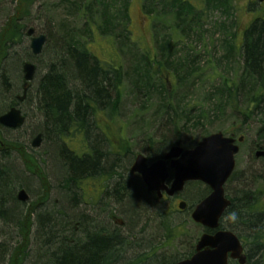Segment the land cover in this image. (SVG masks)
Wrapping results in <instances>:
<instances>
[{"label":"trees","instance_id":"obj_1","mask_svg":"<svg viewBox=\"0 0 264 264\" xmlns=\"http://www.w3.org/2000/svg\"><path fill=\"white\" fill-rule=\"evenodd\" d=\"M30 2L32 0H17L14 13L7 18L0 29V104L2 105L3 92L11 86L9 74L19 78L22 71L18 55L6 59L4 66L2 60L6 58L7 50L13 45H18L25 35L24 19L27 10L33 4ZM65 2L60 5L66 13L84 19V25L89 28V39L81 41L75 33L68 32V27L61 21L58 26L62 29L61 37L65 45H60V51L57 49L56 54L54 53L55 57L46 64V73L38 81V104L44 117L43 126L46 127L38 133L41 134L42 141L49 134L54 145H57L54 154L60 165L59 186L62 203L53 205L54 210L42 209L38 214L36 240L39 239V242L36 241L37 249L27 264H170L171 261H166L161 256L148 257L150 255L148 252L154 248H139L141 243L149 245L153 242L152 232L147 236L146 231L139 232L137 228L142 216L143 220H148L145 214L141 215V212L145 213L142 211L143 207L137 210L136 203L137 196L147 198L143 194V183L123 169L126 161L122 159L127 160L128 157L113 155L103 148L102 136L95 133L94 126H98L97 117L101 114L99 113L101 110L110 116L117 114L116 105L121 96L120 86L126 72L123 71V63L118 55L120 49L115 38L128 45L130 49L128 55L132 49H135L138 52L135 55L140 58L138 62L133 54L134 58L128 57V61H131L133 66L130 76L131 90L136 94L142 91L146 93L153 89L154 81L158 80L163 88L161 96L166 93L168 97L160 98L155 109V119L180 131L182 126H186L192 120H198V113H201L202 109L197 110L195 105H181L182 102L172 94L169 95L168 89L183 85L185 81L191 82L189 78H196L199 75L201 68L198 65L202 54L200 50L196 53L197 51L190 44L193 38H198L200 41L205 36L202 27L203 21L208 19L207 14L215 10L226 17L235 14L233 0H142L143 9L151 19L152 55L143 51L142 46H139L132 37L130 0H65ZM261 15L262 17H255L243 32V42L239 47L243 59L242 71L238 76L222 78L216 89L219 103L213 105V111L219 112L220 107L226 108L230 115L241 123H246L253 116L263 113L261 109L264 107L262 105L264 104V14ZM213 23H217V20ZM235 26L237 27V23ZM117 28L119 32H116ZM93 30L94 34L100 35L104 40L112 38L113 50L116 45L115 49L118 53L114 50L115 58L107 63L101 61L88 47L93 40ZM163 30L168 32L161 33ZM184 42L187 43L186 47L182 46ZM179 47L184 54H181ZM233 49L234 44L227 43L229 54ZM27 53L29 52L25 50L26 55ZM170 74L176 83L170 82ZM110 93L113 99L110 98ZM206 100L209 102V97ZM17 103V100H10L2 106L0 113ZM206 116V112L203 111L202 119ZM260 123L258 137L264 147V119ZM246 131L241 126L230 133L237 135ZM74 135H84V149L72 151L63 141L64 137L73 138ZM162 141L164 143L166 139ZM196 143L198 140L189 146H194ZM175 144H180V141L176 140ZM126 146L125 141L123 149ZM11 150L17 151L22 160L29 162L31 155L25 152L22 145L4 142L0 134L1 158L5 159ZM158 152L159 150L155 148L150 153ZM120 164L123 166L122 171ZM33 166L36 174L40 175V166L36 163H33ZM26 167L31 169L28 164ZM9 170L8 166L0 163V225L1 221L7 224L11 219L16 220L20 239L11 247L5 242H0V264H23L28 252L33 224L30 215L34 212L36 204L30 203L18 216L20 213L18 205L21 201L12 194L13 184H16L14 182L16 174L11 179L8 176ZM100 171H105L106 173L103 174L109 179L105 193L115 191L114 194L117 193L115 201L131 210L127 217V226L121 227L110 222L106 216L107 209L103 213L86 216V220L76 222L77 207L69 208L64 204L78 202L79 186L85 187L84 181L98 179L100 174L96 173ZM233 177L234 173L229 182ZM46 191L44 197L48 195ZM208 193L209 189L206 186L200 192L199 198L202 199ZM230 199L231 203L226 212L237 211L238 219L234 223L230 221L229 223L246 234L244 245L249 247L246 264H264L263 215L250 213L249 206L253 200L249 201L244 191ZM256 204L257 202L254 205ZM221 223L233 231L234 228L224 222V219ZM175 230L170 227L167 232L169 234L165 237L174 239L177 228ZM202 231L208 230L202 229ZM140 234L142 235L139 236ZM253 256L257 258L253 260ZM229 264L239 263L230 261Z\"/></svg>","mask_w":264,"mask_h":264},{"label":"rangeland","instance_id":"obj_2","mask_svg":"<svg viewBox=\"0 0 264 264\" xmlns=\"http://www.w3.org/2000/svg\"><path fill=\"white\" fill-rule=\"evenodd\" d=\"M69 2L67 1V3ZM130 2L129 16L132 37L138 42L139 46H142L143 51L152 55L153 37L151 32V19L143 9L142 0H130ZM30 3L33 4L25 15L24 20L26 27L23 32L25 34L26 28L32 27L35 29L36 34H44L46 36V42L42 51L34 56L29 49L30 37L25 34L18 45H13L7 50L6 58L2 60L3 66L6 64V59L10 58V56L18 55V57H20L21 66L25 61H29L34 64L37 69L26 89L23 87L22 71L20 72L19 78H14L15 76L13 74H9L11 86L3 92V102L6 104L10 102V100H17L21 111L25 115V123L16 129L0 126V134L4 142L20 144L23 146L24 150H26L25 152L31 155L28 163L22 160L17 151H9L10 154L5 159L0 156V161L10 168L8 176L13 179L12 176L16 174L14 178L16 184H13L14 193L12 192V194L17 195V190L20 187L29 195L28 202H21L18 205L20 209L18 216L27 209L30 203L33 202L36 204L35 206L33 204L34 212H31L30 215L33 224L31 226L30 244L23 264H27L28 260L32 259L37 249L36 236L38 231V214L42 212V209L47 211L54 210L55 208L53 205L55 206L58 202L62 203L59 186L61 182L59 173L60 165L54 154L57 145H54L51 136L48 134L47 137L43 139L40 147L31 146L35 134L46 128L43 126L44 117L42 112H40L38 104V81L47 71L46 64L52 61L58 51L57 49L60 51V45L64 42L61 37V35H63L62 29L58 26L61 21L68 27V32L72 31V33H75L77 38L81 41L83 40L84 42L89 39V28L87 25H84V19L82 17H73L63 10L60 4L66 3L65 0H32ZM233 4L235 7V14L231 17H226L217 10L207 14L208 19L203 21L202 27L205 36L202 37L200 41L198 38H193L192 44H190V46L194 47V50L197 51L196 53L200 50L202 54L198 65L201 68L199 75L196 78H189L190 81H194L195 84L185 81L183 85H176L174 89H168L169 95L172 94L174 98L182 102L181 105H195L197 110L202 109V112L205 111L207 114L206 118L202 119V112L198 113V120H192L186 124V126H182L181 131L176 128H171L164 122L163 124L154 117L159 100L168 98L166 93L161 96L163 94V88L159 85L158 80L154 81L155 85H152L154 86L153 89L146 93L142 91L136 94L131 90L130 76L132 75L131 71L133 66L131 65V61H128V57L134 58L135 56L138 62H140V58L138 59L135 55L138 53L135 49H132L131 53L128 55V50H130L128 45L124 41V43H121V40L115 38L120 53L115 49L116 45H114V50L120 55L121 62L123 63V71L124 73L126 72V74L123 75V81L120 86L121 96L116 105L117 114L110 116L108 113L105 114V111L101 110V112H99L101 114L97 117L99 121L97 123L98 126H94V131L102 136L104 149L113 155L128 157V162L126 158L122 159V161H126L123 169L127 170L126 173L130 176H136L140 179L137 174L129 172V168L137 154L148 155L150 156L149 158H155L153 155L159 156L160 153L165 152L166 149L171 146L170 144H175L176 140L180 141L181 145H178L182 146L185 150L191 148L192 146L189 145L194 141H199V139L210 133L220 131L227 135V133H233V131L242 126L243 129L247 131L246 133H240L245 135V137L239 144V152L235 155L234 177L232 181L229 182L228 180L226 183L225 193L229 197H237L241 191H244L247 193L248 199L252 197L261 199L264 195V176L262 178L257 176V179L253 180L254 174H260L261 171L258 165L251 159V157L253 158V154L250 151L253 142L259 140L258 133L261 126L260 122L264 119V107L261 109L263 113L253 116L246 123H241L240 120L234 119L226 108L220 107L221 110L219 112L213 111V105L219 103V94L216 89L222 78L232 75L238 76L242 71L243 59L241 58L239 47L243 42L244 30L255 17H262L261 14H263V4L255 0H233ZM16 6L17 0H0V29L7 18L14 13ZM158 9H160V6H158ZM215 20H217V23H213ZM236 23L237 27L235 26ZM116 32H119L118 28ZM167 32L168 30L161 31V33ZM95 33L97 32L95 31ZM92 39L88 47L101 61L107 63L115 58L112 48V38H106L104 40L100 35L94 34L93 30ZM186 42L190 41L186 40ZM227 43L234 44V49L230 54L229 50H227ZM182 46L186 47L187 43L184 42ZM200 47L202 49H200ZM179 49L181 50V54H184L182 48L179 47ZM25 50L29 52L27 55L25 54ZM194 50L192 51L194 52ZM132 54L134 56H132ZM169 78L170 82L176 83V80L171 74ZM110 94V98L113 99L112 93ZM207 97L210 99L209 102L206 100ZM3 105L0 104V109H2ZM262 105L264 106V104ZM7 109L8 108H5L3 112ZM177 127L179 128V126ZM163 139H166V142L170 143H162ZM83 140L84 135H74L73 138L70 136L63 138V141L72 151L84 149ZM125 141L127 142V146L123 149ZM155 148H157L159 152L156 154L150 153ZM33 163L40 166V175H37L34 171ZM26 164H28L31 169H28ZM119 167L121 168L123 166L120 164ZM103 173L106 172L100 171L96 174L99 175ZM243 173H245L248 179L246 180L245 178L236 181L242 177L241 175ZM90 181H92V179ZM89 182L84 181L86 185L84 191L78 189V202L64 203L69 208L77 207L75 210L77 213L76 222L82 219L86 220V216L91 217L98 213H103L105 209H107V205L102 206L95 203L93 204L89 199L92 196ZM103 187L105 186L103 185ZM205 187L204 184L199 182H187L183 190L176 194V199L163 201L159 198H153L151 192L147 193L143 184V194L148 199L137 196L136 203L137 210L143 207L142 211L145 213L140 211L141 215L145 214L148 220H143L142 216L137 228L139 232L146 231L147 236H150V232L153 233V235H151L153 236V242L149 245L144 243V249L154 248L152 251L148 252L150 257L153 255L152 252L158 251L162 252L163 258H165L166 261L174 262L178 259L188 257L194 251V246L203 232V227L192 221L190 213L192 207L200 200V192L205 189ZM45 191L48 195L44 197ZM107 193L113 194V200H115V195H117V193L114 194L115 191H109ZM181 200L186 202V207L183 210H180L178 207V203ZM107 212L109 215L115 217L112 220L113 224L121 227H124V225L127 226V217L131 212L127 206L122 207L116 202L112 209ZM13 220L14 219H11L7 224L1 221L0 225V242H5L8 247L15 246L20 239L18 225L15 223L16 220ZM162 222L165 224H162ZM224 222L231 225L225 218ZM231 226L234 228L233 231L237 236L240 233H244L245 235V232L238 230L237 226ZM168 227L174 228V230L177 228V234L174 236V239L165 237L169 234H167ZM244 235L243 239H245ZM38 242L39 239L37 243ZM248 249L249 247L246 245L245 250L247 251ZM256 258L257 256H253L252 259L255 260ZM171 262L170 264H172Z\"/></svg>","mask_w":264,"mask_h":264},{"label":"water","instance_id":"obj_3","mask_svg":"<svg viewBox=\"0 0 264 264\" xmlns=\"http://www.w3.org/2000/svg\"><path fill=\"white\" fill-rule=\"evenodd\" d=\"M257 1L264 2V0ZM26 35L30 37L31 53L38 55L46 42V36L36 35L34 28H28ZM35 70L36 67L31 62L23 63L22 73L25 85L33 79ZM24 123L25 116L18 106H13L0 115V124L5 127L15 129ZM242 140L243 136L236 140L219 131L203 137L193 148L184 150L179 145H173L163 158L157 159L150 165L142 154L135 157L130 172L140 175L148 192L155 191L158 196L166 192L171 196L181 192L185 184L190 181H200L210 189V193L192 209L191 219L214 231L202 233L196 242L195 252L189 258L175 264H228L229 258L245 264L246 254L236 234L229 230L218 229L220 218L231 202L225 196L224 184L235 167L234 155L239 151L236 141ZM41 142V134H36L31 145L39 147ZM255 155H264V151L258 150ZM169 169L172 170V178L167 184ZM17 198L20 201H27L28 195L24 189H21ZM178 207L180 210L185 209L186 202L181 201Z\"/></svg>","mask_w":264,"mask_h":264},{"label":"flooded vegetation","instance_id":"obj_4","mask_svg":"<svg viewBox=\"0 0 264 264\" xmlns=\"http://www.w3.org/2000/svg\"><path fill=\"white\" fill-rule=\"evenodd\" d=\"M260 143H261L260 140H257L255 142H253V145H252L251 150H250L252 152V154H253V158L251 157V159L256 163V165H258V167H259V169L261 171L260 174H257V173L254 174L253 180L257 179V176L260 177V178H262L264 176V155H260V156H256L255 155V152H256V150L258 148H261V149L264 150V147ZM167 150H168V148L166 149V151ZM166 151L163 152V153H160L159 156L153 155L155 158H149L150 156L147 155L146 157H147V163H148V165H150L151 163H153L154 161H156L159 158H163V156L165 155ZM108 181H109V179L106 178L105 174H100L99 177H98V179H93L92 181H90L89 182V188H90V191H91L92 196H99V195L105 194L106 189H108L107 188ZM103 185L105 187H103ZM79 189H82V186L81 185L79 186ZM145 190H146V188H145ZM147 193H149V192H147ZM151 194H152V197L153 198H155V199L159 198L160 200H163V201L170 200V199H176V196H177L176 194L171 195V196H167L166 194L162 193L161 197H158V195L155 192H151ZM250 200H253L252 204L249 206L251 208L250 209V213L252 215L253 214H262L263 215V220H264V195L261 197V199L252 197V198L249 199V201ZM256 202H257V204L254 205ZM107 211H110V208H109L108 205H107ZM226 211L222 215V217L220 219V224H219L220 225V228H223V229H229V228H226L225 226H223L222 223H221L222 220L224 219L226 213H227ZM106 216H107V218H108V220L110 222H112L113 218H115L113 215H109L108 212H107V215ZM243 235H244V233H240L238 235V237H239L240 241L242 242V244L244 246V251H246L245 250L246 245H244L245 239H243ZM245 235H244V237H245ZM139 248H144V244L143 243L139 244ZM152 254L155 255V256L164 257L163 254H162V252L156 251V252H152ZM148 257H150V255H148ZM185 258H187V257H185ZM175 263H173V264H175Z\"/></svg>","mask_w":264,"mask_h":264},{"label":"bare ground","instance_id":"obj_5","mask_svg":"<svg viewBox=\"0 0 264 264\" xmlns=\"http://www.w3.org/2000/svg\"><path fill=\"white\" fill-rule=\"evenodd\" d=\"M62 45H65V43L63 42L62 43ZM29 49H30V47H29ZM32 54V53H31ZM33 55V54H32ZM35 56V55H34ZM23 65V64H22ZM23 77V76H22ZM34 77V76H33ZM31 81V80H30ZM18 107H19V105H17ZM19 109H20V107H19ZM21 110V109H20ZM22 112V111H21ZM22 114H23V112H22ZM24 115V114H23ZM25 116V115H24ZM36 134H40V133H36ZM36 134H35V136H36ZM34 136V137H35ZM42 137V136H41ZM167 144H169L170 142H166ZM41 144H42V142H41ZM171 146H173L174 144H170ZM170 146V147H171ZM169 149V148H168ZM259 150H263V149H259ZM168 151V150H167ZM264 151V150H263ZM242 177H240L239 179H237L236 181H240V180H243V179H245L246 178V180L248 179V177H246L245 176V173H243L242 175H241ZM168 184V183H167ZM82 186V185H81ZM83 187V186H82ZM208 187V186H207ZM21 189H23V188H20L19 187V189L17 190V194H18V192L21 190ZM208 189H209V187H208ZM82 190V189H81ZM180 193V192H179ZM16 197H17V195H16ZM18 199V198H17ZM91 201H92V203L94 204H98V205H108L109 206V208H110V210L112 209V207L114 206V204L117 202V201H115V200H113V194H109V193H105V194H103V195H99V196H91L90 198H89ZM21 202H25V201H21ZM80 202V201H79ZM108 219V218H107ZM162 224H165V223H163L162 222ZM166 226H167V224H166ZM206 230H208L207 231V233H213V230H210V229H206ZM243 248H244V246H243ZM245 253H247L246 251H245ZM178 260H180V259H178ZM178 260H176V261H178ZM176 261H174L173 263H175ZM234 262H236V260H234ZM172 263V264H173ZM177 263V262H176Z\"/></svg>","mask_w":264,"mask_h":264},{"label":"clouds","instance_id":"obj_6","mask_svg":"<svg viewBox=\"0 0 264 264\" xmlns=\"http://www.w3.org/2000/svg\"><path fill=\"white\" fill-rule=\"evenodd\" d=\"M224 218H225L226 221H230V222L234 223L238 219V213L235 210L229 211V212L226 213Z\"/></svg>","mask_w":264,"mask_h":264}]
</instances>
